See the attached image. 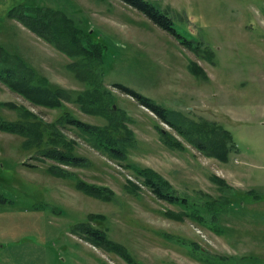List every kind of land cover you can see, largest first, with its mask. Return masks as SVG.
I'll return each mask as SVG.
<instances>
[{
	"label": "rangeland",
	"instance_id": "obj_1",
	"mask_svg": "<svg viewBox=\"0 0 264 264\" xmlns=\"http://www.w3.org/2000/svg\"><path fill=\"white\" fill-rule=\"evenodd\" d=\"M147 1L169 14L180 35L202 46L198 55L122 0H0V69L13 62L20 68L22 61L50 86L83 91L68 69V52L9 17L24 7L33 16L41 9L62 12L107 47L105 83L135 133L129 160L155 170L192 199H199L198 191L219 198L223 190L212 179L218 176L227 184L225 193L231 191L232 206L212 228L188 218L176 221L165 213L178 207L157 200L134 169L94 149L78 130L68 126L63 133L75 142L76 155L89 159L88 167L57 164L37 147L26 148L27 138L0 130V246L27 244L30 251L18 253L25 259L42 245L57 257L52 264H128L83 232L87 224L123 245L137 264H264V0ZM194 61L208 80L192 73ZM116 83L167 109L172 127ZM0 101L15 106L0 104V120L23 122L31 115L51 125L70 111L84 122L106 123L72 103L59 109L37 105L7 86L0 87ZM202 129L208 140L228 137L227 162L196 148ZM167 133L179 144H171ZM52 166L72 176L54 175ZM76 178L109 188L111 198L82 193ZM128 180L141 186L137 194ZM252 189L260 199L248 195ZM99 214L103 218L93 217ZM192 244L207 252L209 263L194 256Z\"/></svg>",
	"mask_w": 264,
	"mask_h": 264
},
{
	"label": "trees",
	"instance_id": "obj_2",
	"mask_svg": "<svg viewBox=\"0 0 264 264\" xmlns=\"http://www.w3.org/2000/svg\"><path fill=\"white\" fill-rule=\"evenodd\" d=\"M122 1L145 15L155 25L170 33L184 47L197 55L200 53L202 46L180 35L174 27L173 19L167 12L157 7L156 4L147 0ZM30 10L26 7L20 11H18V8H14L10 11L9 17L20 20L22 24L45 41L52 42L60 49L68 52L67 57L71 60L68 69L84 85L85 89L76 92L65 90L61 87L50 86L47 77L39 75L22 61L17 63L20 68L15 67L14 64L16 63L13 62L14 64L11 63L10 65L14 67L0 69V81L12 91L21 94L27 100L37 105L59 109L65 103H72L77 105L83 113L100 117L106 123L104 125L87 123L79 120L70 111H65L60 120L51 125H47L35 116L32 118L31 115L23 122L0 120V130L27 138L25 143L26 148L37 147L46 159L52 160L57 164L71 167H88L89 159L76 155L74 151L75 142L63 133V128L70 126L78 130L81 136H84L94 149L108 155L110 159L118 161L126 169H134L136 177L142 180H140L141 185L149 189L157 200L179 208L178 211L168 210L165 213L168 218L176 221H184L188 218L201 226L210 228L218 225L222 221V216L227 213L228 207L233 204L232 198L228 195L231 191L225 193L228 189L226 188V182L218 176H213V181L223 190L222 195L219 198H213L209 194H202V192L198 191L196 193H198L200 200L197 197H193L192 199L189 196H180L173 184L155 170L143 168L132 163L129 160V149L133 148L135 133L127 126V123L131 120L125 115V112L121 115L114 108V95L105 83L106 70L104 58L107 49L106 45L102 42L94 41L90 33L76 27L75 21L60 11L41 9L37 10V16H33L30 14ZM205 53L213 56L212 51L205 50ZM8 62L6 59L5 63ZM190 69L194 75L208 80L204 69L195 63V61L191 62ZM113 86L121 93L133 97L138 104L148 108L161 121L171 126L167 119L168 110L158 105L153 99L120 83H116ZM1 105L10 108L15 107L11 103ZM30 119H34L35 122H30ZM161 130L163 131L162 128ZM203 130L199 133L202 140L197 143L196 148L208 156H213L222 162H227L231 151V146H229V141L227 140L228 137H225L223 141L219 138L218 140L216 139L217 141L215 139L208 140ZM123 131L125 135H122ZM195 134L192 132L189 135L194 137ZM223 134L227 136L229 133L225 131ZM167 136L171 144H179V141L169 133H167ZM219 136L223 137L222 135H217V137ZM50 169L52 174L57 176H72V173L58 166H52ZM76 179L77 188L82 193L104 201H108L111 198L109 193L112 194L113 191L109 188H99L82 179ZM128 182H130L131 191L137 194L141 186L132 180H128ZM0 201L5 203V199L1 195ZM93 217L103 218L100 214L93 215ZM84 227L82 229L83 232L95 236L93 238L99 239L103 245L115 251L128 264H137V260L131 258L123 245L105 238L100 230L91 228L87 224H84ZM216 229L221 231V228ZM192 247L195 257L203 262H210V258L206 257L207 252L202 247L196 244H192Z\"/></svg>",
	"mask_w": 264,
	"mask_h": 264
},
{
	"label": "crops",
	"instance_id": "obj_3",
	"mask_svg": "<svg viewBox=\"0 0 264 264\" xmlns=\"http://www.w3.org/2000/svg\"><path fill=\"white\" fill-rule=\"evenodd\" d=\"M4 86L6 85L2 81H0V87L3 88ZM12 92L16 93L14 91ZM0 104H2L1 101ZM248 195H253L254 200L261 198L259 193H257V190L255 189L249 190ZM0 203L2 202L0 201ZM21 247H26V248L21 249ZM29 248L27 244H24L22 246L13 245L11 244V242L2 244V246H0V264H52V262H56L58 260L57 257H52V255L49 253V250L47 251L46 247L42 245L38 247L39 250L35 256L30 255L25 259L23 256L21 258L18 253L22 252L23 250H25V253L29 252L30 251ZM17 254L19 255V257H17Z\"/></svg>",
	"mask_w": 264,
	"mask_h": 264
},
{
	"label": "water",
	"instance_id": "obj_4",
	"mask_svg": "<svg viewBox=\"0 0 264 264\" xmlns=\"http://www.w3.org/2000/svg\"><path fill=\"white\" fill-rule=\"evenodd\" d=\"M116 107V106H115Z\"/></svg>",
	"mask_w": 264,
	"mask_h": 264
}]
</instances>
